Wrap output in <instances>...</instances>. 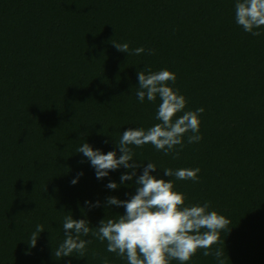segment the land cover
Listing matches in <instances>:
<instances>
[{
	"label": "trees",
	"instance_id": "trees-1",
	"mask_svg": "<svg viewBox=\"0 0 264 264\" xmlns=\"http://www.w3.org/2000/svg\"><path fill=\"white\" fill-rule=\"evenodd\" d=\"M255 30L261 35L237 25L235 0H0V264H127L93 233L124 214L106 198L129 199L135 177L121 184L131 171L121 166L97 179L77 149L87 142L118 157L123 131L159 122V97H136L146 65L176 74L169 83L184 111L204 109L202 139L189 144L185 135L177 159L132 146L143 161L136 176L151 161V174L172 179L185 205L209 201L228 218L213 246L225 248V264H264V27ZM112 42L146 52L127 55ZM197 167L198 182L163 173ZM67 215L89 222L84 257L53 255ZM38 224L45 230L30 247ZM202 251L187 264H217Z\"/></svg>",
	"mask_w": 264,
	"mask_h": 264
},
{
	"label": "clouds",
	"instance_id": "clouds-1",
	"mask_svg": "<svg viewBox=\"0 0 264 264\" xmlns=\"http://www.w3.org/2000/svg\"><path fill=\"white\" fill-rule=\"evenodd\" d=\"M235 21L245 32L260 36L261 32L255 29L264 27V0H235ZM112 44L127 55L146 52L143 46L130 50L127 42ZM147 54H154V50L148 49ZM137 77V100L143 103L146 98L155 102L159 97L161 101L155 115L159 122L147 129L129 127L123 131L118 143L115 142L121 153L118 157L115 151L103 153L87 142L77 149L90 161L97 179L106 177L110 171L121 166L131 170L121 174V184L135 177V191L129 199L120 200L115 196L106 198L107 205L122 206L124 214L116 219L101 220L93 235L101 242H107V252L126 258L127 264H170L172 260L187 264L198 250H203L204 256H213L217 264H225V248L213 250V246L221 243V233L229 232L231 221L217 211L210 210L209 201L185 205L186 197L174 190L172 179L165 180L151 174L158 169L151 161L143 165L142 173L136 176V169L141 167L143 161L136 162L132 147L151 144L157 151L171 154L173 159L179 158L185 135L191 133L187 135L189 144L202 139L199 116L204 109L184 111L187 104L185 97L169 83H175L176 74L166 68L152 71L151 66L146 65L144 70L138 71ZM178 113L183 114L177 116ZM199 171L198 167L163 169L167 177L193 182H198ZM77 178L71 183L75 184ZM119 186L115 181H109L106 185L109 189ZM63 229L65 239L53 255L62 258L72 256L75 252L84 257L90 241L82 237H87L91 231L89 222L67 215L64 217ZM44 230L43 225H36L28 243L30 247H35L39 234Z\"/></svg>",
	"mask_w": 264,
	"mask_h": 264
}]
</instances>
